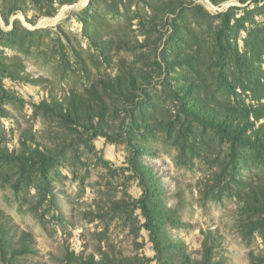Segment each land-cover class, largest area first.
<instances>
[{"label": "rangeland", "instance_id": "obj_1", "mask_svg": "<svg viewBox=\"0 0 264 264\" xmlns=\"http://www.w3.org/2000/svg\"><path fill=\"white\" fill-rule=\"evenodd\" d=\"M261 97L264 0H0V210L34 238L21 262L180 264L208 237L217 264H264V150L199 114L264 115ZM75 98L89 114L67 118Z\"/></svg>", "mask_w": 264, "mask_h": 264}, {"label": "trees", "instance_id": "obj_2", "mask_svg": "<svg viewBox=\"0 0 264 264\" xmlns=\"http://www.w3.org/2000/svg\"><path fill=\"white\" fill-rule=\"evenodd\" d=\"M263 98L261 97V99ZM84 109L81 102L75 98L67 109L70 111L67 113V118H71L73 115L78 118L86 116L89 113ZM199 114L209 124L221 129L233 142L264 150V122L258 127L255 122L263 119L264 115L256 111L252 113L246 108L242 109L229 104L218 108V110L216 107L206 106L205 109L199 111ZM18 230L19 227L12 222L11 218L0 210V251L5 264H27L21 262L20 257L33 251V236L26 231L18 234ZM190 262L191 264H217L214 259V248L208 237L204 240L203 253L200 259L192 260L188 254H183V260L180 264H190Z\"/></svg>", "mask_w": 264, "mask_h": 264}]
</instances>
